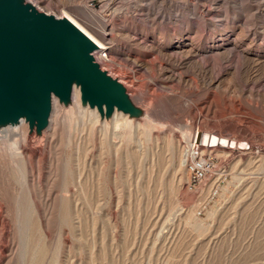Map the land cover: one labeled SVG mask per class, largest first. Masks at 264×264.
<instances>
[{
  "label": "bare ground",
  "instance_id": "obj_1",
  "mask_svg": "<svg viewBox=\"0 0 264 264\" xmlns=\"http://www.w3.org/2000/svg\"><path fill=\"white\" fill-rule=\"evenodd\" d=\"M16 1L31 8H37L39 6L37 3L41 6H44L42 3H45V6L50 5L47 4L48 0ZM88 1L69 0L68 3L61 1L60 3L64 5L67 14L63 13L59 15L60 17L55 15L53 17L65 19L91 43L92 49L89 54L93 55L92 58L97 62L100 70L103 71L104 66L108 64L106 60L114 64L125 61L124 63H130L133 66L138 65L139 68H137L144 71H150V69L157 71L161 63L160 66H164V76L169 83L175 82L188 88L192 82L206 92L210 89L223 92L222 90L225 89L224 92L231 91L237 95L247 94L259 97L264 105V90L256 91V94L252 90L254 84L256 85L261 81L264 83V29L259 32L254 27L255 25H251L253 21L251 14L242 15L245 12L243 9L245 7L237 9L240 14H233L232 20H229L223 14L221 2L223 0H192L194 4L193 8L190 9L188 6L186 7L188 3L183 1L180 6L187 13V17L179 22L184 31H181L174 38H170L163 34L164 29L161 28L164 27L162 24L167 18L159 5L165 0H117L108 13L109 17L131 9L132 19L141 20L140 25L133 28L120 27V29L114 28L115 25L113 26V23L108 21L109 19L102 18L100 14L101 8L107 4V1L95 0L98 8L89 6ZM61 7L63 8V6ZM75 21L79 25L86 22L90 26V30L82 29ZM119 39L133 51L143 53V57L153 55L154 59L160 62L159 65L151 64V62L149 64L144 59L140 61L141 57L124 60L118 49V51L113 50L114 47H119L116 44ZM196 41H199L197 46L194 45ZM101 51H103L105 58L98 55ZM222 63L225 64L221 65ZM173 68L178 70L177 74L174 73ZM107 75L116 85L119 93L120 103L118 105L110 102L98 103L92 91L88 89L83 93L80 89L81 82L76 77L71 76L67 77L60 87L63 97L52 91L49 92L48 112L42 124L36 123L34 118L29 121L24 108L0 109V228L6 226L7 218V221H13H10L13 223L12 230L17 232L18 240L20 239L21 245H23L22 264L26 259L29 260L30 264H38L40 258V261H43L42 257L51 254V246L54 240L50 232L51 225L53 226L52 222H56L60 227L58 238L61 241L65 240L66 235L68 236L65 232L66 228L77 231L81 227L84 222L83 211L87 202L85 201L87 198L85 195L87 190L85 189L88 182L85 179L88 177L84 176L85 173L87 174L85 168L87 165L90 166L93 160H96L94 163L99 165L105 158H111L116 162L120 154L125 160L136 156L141 158L146 153L142 142L148 144L157 137L162 138L165 134H171L170 139L176 138L175 132L172 131L175 121L172 119L171 112L174 110V106L181 103L179 97L162 94L160 99V97L147 95L145 92L144 94L126 84L124 77L113 76L110 73ZM187 76H191L189 80H187ZM133 81L131 80L129 83L133 85ZM134 85L136 86V84ZM211 106L209 104L197 108L199 113L195 114V118L199 117L202 112L211 113ZM188 109L185 108L184 112L186 111V114L188 112L191 115L190 112L193 110L189 109L188 111ZM139 116H142L143 119L140 120ZM251 117L253 116L251 115ZM201 123L204 125L203 121ZM180 124L181 127L177 126L179 130H185L190 126L189 122ZM228 124L234 129L232 133L238 132L235 133L234 137L231 136L233 138L232 144L225 146V155H232L235 158L238 154L243 156L248 154L251 156L248 159L252 160V163L261 160L263 163L260 161L262 164L259 163V165L254 166L253 170L251 167L250 170L252 171L247 174L251 178H253L252 175L257 174H260L261 177L264 173V134L251 135L249 133L248 136H243V131L237 122L235 124L229 122ZM202 127L200 129H203V133L200 132L199 128L195 129L189 137L183 138L184 141L177 140L176 143L178 144L175 148H171L173 171L176 166L182 168L187 166L186 163L194 152H204L215 146L212 137L204 139L203 137L213 136L218 132L207 131L204 130V126ZM258 137L262 144L252 143L251 139L258 141L256 139ZM55 139L57 144L54 145ZM182 143L188 146L187 150H185L184 145L182 146ZM121 145L125 147L131 145L132 147L120 153ZM57 147L72 150V153L68 162L62 164L64 166L59 165V167H63L62 169L61 167L58 168V170L61 169L63 179L60 177L62 182H60L61 187L59 186L60 189H58L59 193L53 196L52 190L55 180L52 177L57 173L55 172L56 174L51 176L53 172L51 174L50 170H52L51 165L57 164V159L60 160L58 158L60 149L56 150ZM23 150L29 151L35 156L31 157L28 152ZM36 154H40L44 158L41 159ZM90 154L92 156L91 162H88ZM70 165L72 168L74 166L73 170L69 169ZM226 174L233 178H242L245 173H237L235 166L234 168L232 166ZM57 180L56 182L60 181ZM96 181L98 182V180ZM167 183L168 187H171V180ZM71 186H73L72 188L75 187L76 191L72 189L74 192L71 193ZM219 186L220 183L216 186L215 191ZM42 188H46L45 196L40 193ZM226 189L227 187L223 188V192H227L228 190L224 191ZM252 190L253 188L250 191L252 192ZM144 191H148V189L145 187ZM234 197H236L235 194ZM40 203L44 204L43 208L36 209L35 205ZM260 206L264 207L262 202ZM112 215L106 214L108 223L112 222ZM91 218L92 222L95 223V218ZM189 222L191 221L189 220ZM192 222L194 221L192 220ZM13 236L15 237V234Z\"/></svg>",
  "mask_w": 264,
  "mask_h": 264
},
{
  "label": "rangeland",
  "instance_id": "obj_2",
  "mask_svg": "<svg viewBox=\"0 0 264 264\" xmlns=\"http://www.w3.org/2000/svg\"><path fill=\"white\" fill-rule=\"evenodd\" d=\"M48 1L47 4L50 5L46 4L47 6H45V3H42L44 7L37 3L39 6L37 8L32 7V9L35 13L55 15L56 17H60L59 15L63 13L67 14L64 5L60 2L68 3L69 0ZM103 1H107V4L101 8L100 14L102 18L109 19L108 21L116 26L114 28H133L140 25L141 20L132 19L131 9L125 10L126 12L123 11L124 14L121 12L109 17L108 13L117 0ZM183 1L188 3L186 7L188 6L189 9L194 4L192 0H165L164 3L161 2L162 5H159V8L162 7L163 10L162 12L160 9V12L167 18L162 24L164 27H161L164 31L161 30L164 35L170 38H174L181 31H184L180 27V22L187 17V13L180 6ZM223 1H221L223 14L229 20H232L233 14H240L237 9L245 7L243 8L245 12L242 15L251 14L253 16L251 25H255L254 27L259 32L264 29V0ZM96 4L97 1L95 0L88 1L89 6L98 8ZM135 22L136 24H134ZM82 24L77 23L82 29L90 30V26L86 22ZM116 44L119 47H114L113 50L118 49L124 60L141 57L140 61L144 59L149 64L150 62L158 65L160 63L151 54L143 57V53L133 51L120 39L116 41ZM197 44L199 41H196L194 45L197 46ZM106 61L108 66L105 65V69L103 68L106 75L110 73L113 76L124 77L126 84L143 93L145 92L147 95L160 97V99L162 94L180 98L181 103L174 106V110L171 112L172 119L175 121L172 131L175 132L176 138L170 139L171 134H165L162 138L157 137L156 143L154 140L146 144L141 140L146 151L141 158L136 156L125 160L120 154L121 157L119 156L116 162L111 158H105L99 163L100 166L94 163L96 160H93L90 166L87 165L85 168L87 174L84 175L88 177H84L88 182L87 188L85 187L87 190L85 201L87 202L83 211L84 222L78 229L79 231L66 228L65 232L68 236L66 235L64 241L58 238L60 227L56 222H52L53 226L51 225L50 232L54 240L51 246V254L42 257L43 261H40V258L38 264H264V207L260 206L261 202L264 205V173L261 177L260 174L252 175L253 178L247 175L254 166L263 162L260 160L262 163L260 161L255 163L254 161L253 164L252 160L248 159L251 157L248 154L245 156L238 154L235 158L232 155H225V146L232 144V137L238 132L232 133L234 129L228 124L229 122L231 124L237 122L243 131V136L249 133L251 135L264 134V105L262 100L247 94L237 95L231 91L224 92L225 89L222 90L224 93L214 89L206 92L192 82L188 88L175 82L169 83L166 81L164 66H160L161 63L158 67L159 71L154 69L144 71L139 70L138 65L133 66V64L124 63L125 61H119L117 64L111 63L109 60ZM176 70L173 68L175 74L178 73ZM190 77L187 76V80ZM131 80H134L133 85L129 83ZM263 84L261 81L253 85L254 94L264 90ZM208 103L212 105V112H202L199 117L195 118V114L199 113L198 109L204 105H209ZM185 108L186 110L188 108L193 110L190 112L191 115L188 112L186 114V111L184 112ZM139 117L140 120L143 119L142 116ZM202 121L204 125H201ZM187 122L190 123V126L185 130L177 128V126L181 127L180 123L185 124ZM202 126H204V130L219 134V136L217 133L213 136H204L203 139L212 137L215 146L204 152L199 153L198 151L197 157L194 158L203 163L202 175L195 177L190 171V158L186 163L187 166L185 165L184 168L176 166L173 171L171 148H175L178 144L176 143L177 140L184 141L183 138L189 137L195 129H200ZM200 132L203 133V129H200ZM256 139L258 141L251 139L252 143L262 144L259 137ZM55 142L56 139L54 145L57 144ZM90 144L93 146L92 143ZM183 145L187 150L188 146L185 143H182ZM131 147V145H126V147L121 145L120 153ZM58 149L60 147H57L56 150ZM23 151L28 152L31 157L35 156L29 151ZM71 153L72 150L62 147L58 156L60 160L57 159V164L51 165L50 173L53 172L51 176L55 172L57 173H55V177L53 176L54 178L52 177L55 180L52 190L53 196L59 193L61 178L63 179L61 173L63 167L60 166L61 169L58 170L59 165L68 162ZM36 155L40 156L41 159L44 158L40 154ZM89 157L88 162H91V154ZM233 158L235 161L232 160ZM71 165L69 169L73 170L74 166L72 168ZM232 166L233 168L235 166L237 173H245L249 178L245 174L242 178H233L231 175H227L226 173L231 170ZM251 167L252 170H250ZM250 178L251 180H249ZM112 179L113 181H111ZM56 180L60 181L56 182ZM169 180L172 183L171 187H168L167 181ZM219 183L220 188L218 187L215 191ZM72 187H70L71 193L76 191L75 187ZM145 187L148 191H144ZM225 187L227 189L224 191L228 190L227 192H223ZM45 189L40 190L43 196H45ZM213 191H215L214 194ZM234 194L237 198L234 197ZM43 206L44 204L40 203L35 205V208L42 209ZM106 214H113L112 222L106 221ZM91 217L95 218V223L92 222ZM7 220L8 218L6 219V226L0 228V247L2 248H0V264H22L23 245H21L20 239L18 240L17 232L12 230L13 221ZM3 231L4 233H2ZM26 260L24 264H30L29 260Z\"/></svg>",
  "mask_w": 264,
  "mask_h": 264
},
{
  "label": "water",
  "instance_id": "obj_3",
  "mask_svg": "<svg viewBox=\"0 0 264 264\" xmlns=\"http://www.w3.org/2000/svg\"><path fill=\"white\" fill-rule=\"evenodd\" d=\"M91 43L69 22L35 13L16 0H0V109L24 108L42 124L49 92L63 97L67 77L92 91L98 103H120L113 81L99 69Z\"/></svg>",
  "mask_w": 264,
  "mask_h": 264
},
{
  "label": "built area",
  "instance_id": "obj_4",
  "mask_svg": "<svg viewBox=\"0 0 264 264\" xmlns=\"http://www.w3.org/2000/svg\"><path fill=\"white\" fill-rule=\"evenodd\" d=\"M98 55L105 58L103 51L99 52ZM92 57H93V55H92ZM197 154L198 153L194 152L193 156L190 158L189 168H190V171L193 172L195 177H200L202 175V164L203 163L201 161H198L197 159H194L197 157L196 156Z\"/></svg>",
  "mask_w": 264,
  "mask_h": 264
}]
</instances>
